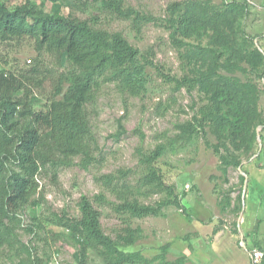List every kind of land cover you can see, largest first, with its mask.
Returning <instances> with one entry per match:
<instances>
[{
	"label": "rangeland",
	"instance_id": "374dc122",
	"mask_svg": "<svg viewBox=\"0 0 264 264\" xmlns=\"http://www.w3.org/2000/svg\"><path fill=\"white\" fill-rule=\"evenodd\" d=\"M0 2L10 7L26 4L42 13L56 12L89 20L109 32L120 31L139 49L141 66L139 79L133 84L103 82L88 106L90 127L98 145L97 162L84 169L76 159L56 173L49 169L39 174L36 198L20 212L22 224L18 227L20 238L36 258H29L26 251L4 247L1 264H77L81 235L72 230L70 221L81 216L82 195L100 210L102 228L120 250L138 254V260L127 264H198L194 248L199 247H205L216 264H249L240 237L241 247L235 236L223 234L241 231L238 224L246 213L248 165L261 160L264 149V64L255 66L245 47L264 54V0ZM234 4L238 8L231 16L228 8ZM188 5L193 17L198 7L211 14L227 13L220 21L207 24L197 17L193 27L182 35L177 30L178 21ZM116 6L123 13L118 14L113 8ZM124 12L129 17H124ZM137 15L140 19L136 24ZM239 20L247 42L243 48L235 47L232 37L231 48L225 34L234 36ZM40 60L50 70L64 71L68 67L66 61L61 65L54 54L38 49L34 41L0 42V70L17 73ZM226 80L236 82L251 98L256 120L263 122L254 127L255 148L229 141L215 121L213 87ZM51 90L49 82L32 86L35 110H46ZM142 134L147 152L158 145L164 147L156 166L165 181L175 186L186 213L170 205L162 215L132 217L94 199L102 193L120 202L119 194L101 179L104 174L116 175L120 170H131L127 182L141 202L170 198L165 192L154 193L138 185L145 172L137 154ZM88 255V264H106L99 249L89 247Z\"/></svg>",
	"mask_w": 264,
	"mask_h": 264
},
{
	"label": "trees",
	"instance_id": "16d2710c",
	"mask_svg": "<svg viewBox=\"0 0 264 264\" xmlns=\"http://www.w3.org/2000/svg\"><path fill=\"white\" fill-rule=\"evenodd\" d=\"M113 8L118 14L123 13L118 6ZM237 8L231 5L228 13L233 16ZM192 13L188 5L180 16L177 30L182 35L193 27L195 18L207 24L220 21L227 12L211 14L198 7L194 17ZM124 17L129 15L124 12ZM134 19L137 24L140 18L137 15ZM235 27L234 36L225 34V42L233 48V37L235 47L243 48L247 42L242 35L245 29L240 20ZM26 40L54 54L59 64L66 61L68 67L64 71L50 70L40 60L17 73L0 70V259L4 247L26 251L29 258H36L20 238L18 227L22 224L20 212L36 198L39 174L49 169L56 173L76 159L84 169L97 162L98 145L90 127L88 106L96 99L103 82L133 84L141 73L140 51L122 32H109L86 19H73L56 12L42 13L26 4L10 7L0 2V42ZM245 47L255 66L264 64L263 53ZM36 77H43V80H36ZM46 82L52 84L49 103L46 110L37 111L31 98L32 86H42ZM213 88L211 107L224 136L234 144L238 142L245 148H255L254 127L263 122L256 120L251 98L231 80L216 83ZM21 91L23 94L18 95ZM143 140L142 134L137 154L145 172L138 185L154 193L165 192L170 198L154 203L141 202L127 182L131 170H120L116 175L107 173L101 177L106 187L119 194L120 202L111 201L102 193L94 199L132 217L162 215L170 205L186 213L175 186L165 181L156 166L164 147L158 145L147 152ZM70 222L72 230L81 235L77 264H88L89 247L102 251L106 264L134 263L139 259L138 254L120 250L118 243L104 232L101 212L88 196L81 197V216ZM128 240L133 241V238Z\"/></svg>",
	"mask_w": 264,
	"mask_h": 264
},
{
	"label": "crops",
	"instance_id": "0c3cea01",
	"mask_svg": "<svg viewBox=\"0 0 264 264\" xmlns=\"http://www.w3.org/2000/svg\"><path fill=\"white\" fill-rule=\"evenodd\" d=\"M264 145V134L262 139ZM264 147V146H263ZM260 163L252 162L248 165L250 171L249 186L246 192L245 207L246 213L242 214L238 226L241 228L239 234L234 232H224L235 236L239 245V238H244L246 248L240 247L246 251L249 264H253L248 252V248L255 246L264 249V149L262 151ZM259 163V164H257ZM207 248V247H206ZM205 247L194 248L195 260L198 264H216L209 251ZM205 261V263H204Z\"/></svg>",
	"mask_w": 264,
	"mask_h": 264
},
{
	"label": "built area",
	"instance_id": "2783aa9c",
	"mask_svg": "<svg viewBox=\"0 0 264 264\" xmlns=\"http://www.w3.org/2000/svg\"><path fill=\"white\" fill-rule=\"evenodd\" d=\"M240 244L242 247L246 248V241L244 238H241ZM248 252L253 264H264V252H262L258 247L252 246L248 248Z\"/></svg>",
	"mask_w": 264,
	"mask_h": 264
}]
</instances>
